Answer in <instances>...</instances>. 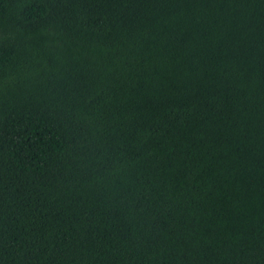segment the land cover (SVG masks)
<instances>
[{
  "label": "trees",
  "instance_id": "16d2710c",
  "mask_svg": "<svg viewBox=\"0 0 264 264\" xmlns=\"http://www.w3.org/2000/svg\"><path fill=\"white\" fill-rule=\"evenodd\" d=\"M0 264H264V0H0Z\"/></svg>",
  "mask_w": 264,
  "mask_h": 264
}]
</instances>
